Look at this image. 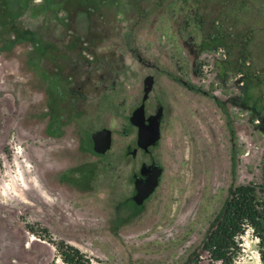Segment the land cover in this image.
Masks as SVG:
<instances>
[{"label":"rangeland","instance_id":"obj_1","mask_svg":"<svg viewBox=\"0 0 264 264\" xmlns=\"http://www.w3.org/2000/svg\"><path fill=\"white\" fill-rule=\"evenodd\" d=\"M57 1L46 8L44 0H0V21L9 19L36 31L48 48L51 56H43L41 62L47 79L52 81L59 56L95 58L116 51L130 58L123 75H138L141 91L146 75L159 76L149 94L147 113L154 99L178 100L179 107L163 120L161 138L152 150L163 167L150 200L156 220L114 236L104 225L99 182L93 197L85 200L44 186L28 149L39 142L36 130H28L33 139L16 127L9 130L14 125L12 114L25 105L15 104L10 93H0V264H63L48 240H62L108 264H181L225 196L231 154L239 160V183L264 185V0ZM129 46L138 49L139 66L133 63ZM227 50L230 68L225 71L220 58ZM244 61L250 63L249 69ZM193 63L202 73L194 83L199 91H188L180 80L167 81L175 77L191 82ZM12 72L0 57V91L3 76ZM219 72L227 84L244 75L243 93L230 90L233 102L223 101L228 90L216 85L214 76ZM221 106L233 120L234 135L227 129ZM87 120L95 126L107 122L99 108L90 111ZM107 124L118 133L113 119ZM113 165L110 180L117 175ZM128 175L126 168L122 182H110L108 197L110 206L114 204L110 212L131 192ZM240 242L233 264H261L264 243L250 228ZM198 264L219 263L202 253Z\"/></svg>","mask_w":264,"mask_h":264},{"label":"flooded vegetation","instance_id":"obj_2","mask_svg":"<svg viewBox=\"0 0 264 264\" xmlns=\"http://www.w3.org/2000/svg\"><path fill=\"white\" fill-rule=\"evenodd\" d=\"M128 50L133 63L139 66L142 59L138 49L129 46ZM228 57L227 50L220 58L225 63V71L230 68ZM126 59L130 60L116 51L95 58L57 57L52 68L51 88L40 89L38 94H35L36 91L32 93V103H36L35 113H29L30 106H25L24 110L12 114L14 125L9 126V130L16 127L20 134L29 139H33V136L28 130H36L39 142L28 149L38 166L39 177L47 188L61 192L70 199L85 200L93 197L94 184L97 187V183H100L104 225L114 236L128 230L143 229L155 222V211L150 200L160 185L163 173V167L152 155L158 142L148 149L141 148L138 145L137 128L129 120L133 110L142 102L143 89L141 91L138 75L124 77ZM243 65L249 69L250 65L245 61ZM192 67L191 82L175 77H169L167 81L175 83L180 80L188 91H199L200 88L195 85L199 83L201 73L195 71L194 63ZM151 75L154 87L158 85L159 76ZM222 77L220 72L215 74L216 85L228 90V99L225 101L233 102L234 96L230 90L236 87V81L227 84L226 77ZM203 94H207V91L204 90ZM148 100L149 95L144 101L146 117L162 108L161 130L163 120L171 115L172 109L179 107L178 100L174 101L171 96L154 99L152 111L147 113ZM98 108L107 122L95 126L87 117L90 111L96 112ZM113 111H116V115H112ZM110 118L114 120L118 133H115V126H108ZM103 128L111 131V146L99 153L94 150L92 134ZM110 163L114 164L113 168L117 172L116 178L111 176V180L108 174ZM156 165L162 168L158 184L141 204H137L133 198L136 193L135 181L145 180ZM126 168L129 169L131 192L123 203L113 206L110 212L109 209L114 205L110 206L108 197L110 182H122ZM121 205H126V209L119 214L117 210Z\"/></svg>","mask_w":264,"mask_h":264},{"label":"trees","instance_id":"obj_3","mask_svg":"<svg viewBox=\"0 0 264 264\" xmlns=\"http://www.w3.org/2000/svg\"><path fill=\"white\" fill-rule=\"evenodd\" d=\"M57 2L44 0L46 8H52ZM43 43L36 31L22 29L9 19L0 21V57L14 69V72L3 76L4 89L0 93H10L18 106H30L29 113H35L36 110V103H32V93L36 91L35 94H38V90L52 86L51 79H47L43 73V56H51L47 54L48 48L43 47ZM17 74L22 78H16ZM245 86L240 90L242 93ZM221 107L224 109L227 129L234 135L236 130L233 120L224 106ZM229 159V183L225 196L181 264H198L202 253L207 254L210 262L233 264L241 251L240 237L248 228L260 244L264 243V185L239 183V160L235 154H231ZM125 209L126 205H121L117 212L121 214ZM47 242L54 246L63 264H108L62 240ZM259 257L261 264H264V250L259 251Z\"/></svg>","mask_w":264,"mask_h":264},{"label":"water","instance_id":"obj_4","mask_svg":"<svg viewBox=\"0 0 264 264\" xmlns=\"http://www.w3.org/2000/svg\"><path fill=\"white\" fill-rule=\"evenodd\" d=\"M153 82L154 79L151 74L144 78L142 102L133 110L129 118L131 124L137 128L138 145L143 149L156 145L161 137L162 108H159L156 113L148 117L145 116L144 101L152 91ZM92 139L94 150L103 153L111 146V131L108 128L100 129L92 134ZM161 172L162 168L160 166H153L145 180L135 181L136 193L133 198L137 204H141L152 193L158 184Z\"/></svg>","mask_w":264,"mask_h":264},{"label":"built area","instance_id":"obj_5","mask_svg":"<svg viewBox=\"0 0 264 264\" xmlns=\"http://www.w3.org/2000/svg\"><path fill=\"white\" fill-rule=\"evenodd\" d=\"M219 55H216V58L218 57ZM219 58V57H218ZM247 64L250 65L249 62H246ZM201 76H202V73H201ZM236 81V87L232 88L231 90L234 91V93L236 92V90H239L240 87L244 86V75L242 73L238 74V77L237 78H234L232 80V83ZM231 83V82H230Z\"/></svg>","mask_w":264,"mask_h":264}]
</instances>
